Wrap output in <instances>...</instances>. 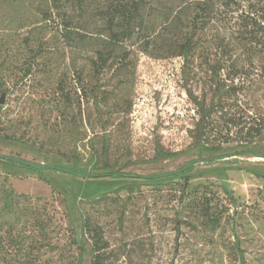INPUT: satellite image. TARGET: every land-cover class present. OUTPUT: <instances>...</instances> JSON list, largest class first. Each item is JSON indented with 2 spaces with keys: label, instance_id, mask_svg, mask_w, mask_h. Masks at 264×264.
Masks as SVG:
<instances>
[{
  "label": "rangeland",
  "instance_id": "374dc122",
  "mask_svg": "<svg viewBox=\"0 0 264 264\" xmlns=\"http://www.w3.org/2000/svg\"><path fill=\"white\" fill-rule=\"evenodd\" d=\"M104 1L0 0V45L12 51L17 79L34 64L6 98L10 131L27 144L0 139V155L88 170L86 141L103 132L113 167L127 164L141 176L169 173L198 153L249 146L264 154V127L249 135L244 124L247 114L264 117V0H161L164 21L155 28L142 15L110 23ZM185 37L192 39L186 59L160 58L164 42ZM36 67L43 74L34 76ZM187 91L240 120L212 141L220 153L193 146L198 116ZM157 146L175 154L152 160ZM68 147L79 163L64 156ZM128 184L136 185L130 195L85 202ZM83 217L102 232L104 264H264V158L200 165L186 184L83 180L0 160V239H14L13 226L11 235L50 247L37 264H77L70 240L84 239ZM84 247L81 264H91L90 243Z\"/></svg>",
  "mask_w": 264,
  "mask_h": 264
},
{
  "label": "trees",
  "instance_id": "16d2710c",
  "mask_svg": "<svg viewBox=\"0 0 264 264\" xmlns=\"http://www.w3.org/2000/svg\"><path fill=\"white\" fill-rule=\"evenodd\" d=\"M80 6L90 7L94 5L97 0H73ZM161 0H133L131 3H127L125 0H105L104 6L106 7V12L110 15V23L116 18L120 20H128L130 22L138 19L142 15L145 23L150 28H155L163 23V13L159 14L155 4ZM136 24H139L137 22ZM261 30H264L261 27ZM162 47V55L160 58H176L181 57L186 59L192 47L191 37H185V39H180L177 41H166ZM14 60V55L9 48H3L0 45V139L5 141L17 142L21 144H27V142L22 141L20 138H16L14 133L10 131L9 116L11 111L7 107L6 98L10 96L17 85L23 86V79L30 74L31 67L34 64H30L26 71L22 70V77L17 79V67L12 63ZM34 67V66H33ZM38 73H42L37 67L34 69V76H39ZM14 77L16 80H14ZM58 96H62L63 91L57 90ZM67 97V95H65ZM188 100L196 108V114L198 116L197 120L193 124V128L189 131L190 140L194 147L204 148L212 153H220L222 147L220 143L214 145L212 141H216L218 138L225 136L231 132V128L238 127L240 125V120H237L233 116H228L226 113H222L221 109H217V104L210 100L206 105L204 101H198L197 98L190 92L187 91ZM69 99V98H68ZM96 100L94 99V103ZM246 120L249 123H244L246 126L247 134H261V130L264 127V117L257 115L253 117L252 114L246 115ZM17 122V120H13ZM251 122H255V126L251 125ZM258 122V123H257ZM8 124V125H6ZM16 126V124H13ZM11 132V133H10ZM98 134L89 137L86 141V146L90 152V168L88 170L65 167L60 165H49L41 164L33 161H28L16 155H0V160L6 161L7 163L14 164L22 168L29 173H43L45 171H51L54 173L66 174L72 178L83 179V180H99V179H111V180H159L163 178H175L177 180H183L184 184L189 181L190 175L197 166L200 165H214L220 162H224L226 159L231 157H241L244 155H251L253 158H264V154L258 153L250 149L249 146L245 147L240 152L224 153L215 156L204 157L200 153L187 163L183 164L179 168L158 176H141L136 175L131 172L125 171L127 164L122 165V167L114 168L113 163L110 160V150L109 142L105 139V133ZM47 142H52L56 146L57 141H50L51 136L47 137ZM95 139L103 141L100 147L95 146ZM213 139V140H212ZM49 140V141H48ZM250 142V141H249ZM247 142V145L249 144ZM76 151V148H74ZM70 152V148L64 151V156L73 162V165L79 163L82 158L77 154V152ZM154 156L152 160H159L166 157L173 156L175 153L171 151H166L163 148L157 146L154 148ZM136 185L128 184L122 185L110 192L99 195L96 198L87 199L85 202L90 204H100L102 201L108 200L111 194L118 195L122 191H126L128 195L132 194ZM224 190L225 187H224ZM26 199H28L26 197ZM8 202L11 204L10 195L7 196ZM72 200L74 203L80 201L75 195H72ZM8 203V204H9ZM10 206V205H9ZM8 236L14 239H0V264H37L43 254V248L48 247L44 245L38 239H20L22 236L20 231H14L13 226L8 227ZM82 229L83 235L80 241L76 239L70 240V246H75V252L79 256L78 263L81 264L82 256L85 253L84 243H90V250L92 252L91 264H104L103 252L106 246L101 244L102 242V232L100 230L92 229L90 225V220L86 217L82 218ZM16 236V237H13Z\"/></svg>",
  "mask_w": 264,
  "mask_h": 264
},
{
  "label": "water",
  "instance_id": "95a60500",
  "mask_svg": "<svg viewBox=\"0 0 264 264\" xmlns=\"http://www.w3.org/2000/svg\"><path fill=\"white\" fill-rule=\"evenodd\" d=\"M0 103L2 104L3 103V100H1Z\"/></svg>",
  "mask_w": 264,
  "mask_h": 264
}]
</instances>
